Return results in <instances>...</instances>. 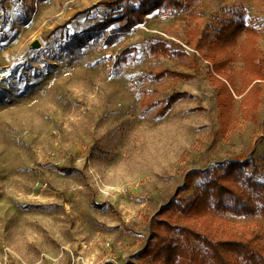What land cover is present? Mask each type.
<instances>
[{"label": "rangeland", "instance_id": "rangeland-1", "mask_svg": "<svg viewBox=\"0 0 264 264\" xmlns=\"http://www.w3.org/2000/svg\"><path fill=\"white\" fill-rule=\"evenodd\" d=\"M101 1L0 0V264H160L139 254L163 207L192 199L229 161L248 159L264 183V69L240 93L230 88L220 112L195 47L242 22L264 61V0L163 7L128 30L126 19L102 24ZM247 36L232 49L236 87ZM160 42L166 53L149 51ZM222 217L264 246L262 215Z\"/></svg>", "mask_w": 264, "mask_h": 264}, {"label": "trees", "instance_id": "trees-1", "mask_svg": "<svg viewBox=\"0 0 264 264\" xmlns=\"http://www.w3.org/2000/svg\"><path fill=\"white\" fill-rule=\"evenodd\" d=\"M195 1L139 0L136 7H130L129 0H104L100 3L107 7L108 13L102 24L126 19L121 30H128L154 9L181 7L184 4L191 6ZM235 23L224 22L210 41L202 38L195 44L202 51L201 57L211 65L212 71L207 73L211 85L218 90L219 111L225 113L232 107L231 89L240 93L252 81L263 78L264 61L252 46L251 34L255 31L242 22ZM243 30L248 36L241 41H245L242 49L245 46L248 49H243L245 71L242 70L240 85L236 87L228 68L233 60L232 49ZM167 50L165 42L149 45L150 52L159 54V51L166 53ZM177 53L184 55L183 52ZM196 61L197 58L192 57L188 65L194 68ZM183 74L184 78L191 77L189 72ZM258 88L255 82L242 97V104L249 103V94L254 97V93L259 92ZM250 165L248 159L226 162L222 165V172L204 182L192 199L174 200L163 207L153 222V241L139 255H149L150 260H159L160 264H241V261L246 264H264V246L257 242L258 235L252 230L238 233L230 229V222L222 217L227 213H259L264 219V183L254 178L255 165L247 173L246 168ZM187 174L188 186L197 171ZM191 240L198 241L202 248L192 247Z\"/></svg>", "mask_w": 264, "mask_h": 264}, {"label": "water", "instance_id": "water-1", "mask_svg": "<svg viewBox=\"0 0 264 264\" xmlns=\"http://www.w3.org/2000/svg\"><path fill=\"white\" fill-rule=\"evenodd\" d=\"M29 47L31 49H39L41 47V44L40 42L36 39V40H33L30 44H29Z\"/></svg>", "mask_w": 264, "mask_h": 264}]
</instances>
